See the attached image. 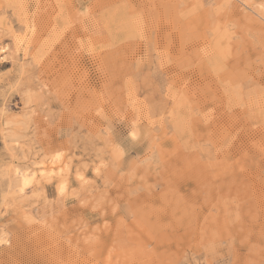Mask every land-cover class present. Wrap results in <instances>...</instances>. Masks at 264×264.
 <instances>
[{"label":"rangeland","instance_id":"374dc122","mask_svg":"<svg viewBox=\"0 0 264 264\" xmlns=\"http://www.w3.org/2000/svg\"><path fill=\"white\" fill-rule=\"evenodd\" d=\"M0 264H264V0H0Z\"/></svg>","mask_w":264,"mask_h":264},{"label":"bare ground","instance_id":"6f19581e","mask_svg":"<svg viewBox=\"0 0 264 264\" xmlns=\"http://www.w3.org/2000/svg\"><path fill=\"white\" fill-rule=\"evenodd\" d=\"M38 173H41V174H44L45 173V171H43V170H39V171H33L32 173H30V174H26V173H23V174H21V173H17V175L18 174H20V180H19V182H20V187L18 188L19 189V191L20 192H23L28 186H30L31 184H32V181L35 179V178H37L36 176H37V174ZM40 174V175H41ZM19 185V184H18ZM62 190V189H61ZM62 192V191H61ZM63 193V192H62Z\"/></svg>","mask_w":264,"mask_h":264}]
</instances>
